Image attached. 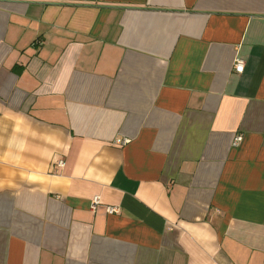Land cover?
Wrapping results in <instances>:
<instances>
[{"label": "crops", "instance_id": "0c3cea01", "mask_svg": "<svg viewBox=\"0 0 264 264\" xmlns=\"http://www.w3.org/2000/svg\"><path fill=\"white\" fill-rule=\"evenodd\" d=\"M0 264H264V0H0Z\"/></svg>", "mask_w": 264, "mask_h": 264}, {"label": "built area", "instance_id": "2783aa9c", "mask_svg": "<svg viewBox=\"0 0 264 264\" xmlns=\"http://www.w3.org/2000/svg\"><path fill=\"white\" fill-rule=\"evenodd\" d=\"M234 70H235L236 73H241L242 70H243L242 62H240V61L236 62V64L234 65ZM241 140H242V138H240L239 136L238 137H234V139L232 141V147L238 146L240 144ZM56 167L57 168L63 167V161L59 160L56 163ZM92 203H93L92 209L94 210L96 208V206L98 205V198L95 197L93 199ZM105 210H106V212L108 214H117V212H118L117 208H113V207H106Z\"/></svg>", "mask_w": 264, "mask_h": 264}]
</instances>
